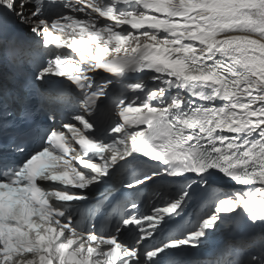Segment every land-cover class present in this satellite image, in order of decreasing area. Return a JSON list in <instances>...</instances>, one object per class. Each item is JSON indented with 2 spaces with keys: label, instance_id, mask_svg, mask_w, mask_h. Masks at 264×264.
I'll return each instance as SVG.
<instances>
[{
  "label": "snow or ice",
  "instance_id": "snow-or-ice-1",
  "mask_svg": "<svg viewBox=\"0 0 264 264\" xmlns=\"http://www.w3.org/2000/svg\"><path fill=\"white\" fill-rule=\"evenodd\" d=\"M175 2L158 28H116L124 0H0L7 62L26 29L25 84L51 93L37 126L0 89V264H206L193 254L231 218L264 229V0ZM124 25L164 43L126 48ZM125 73L143 75L114 89ZM239 264H264V242Z\"/></svg>",
  "mask_w": 264,
  "mask_h": 264
},
{
  "label": "bare ground",
  "instance_id": "bare-ground-1",
  "mask_svg": "<svg viewBox=\"0 0 264 264\" xmlns=\"http://www.w3.org/2000/svg\"><path fill=\"white\" fill-rule=\"evenodd\" d=\"M106 21V19H101L98 23H100V24H103L104 22ZM108 23H111V21H108ZM147 23L148 24H151V25H154V26H160L161 24H164V23H166L164 20H157V21H154V20H152V19H150V20H148L147 21ZM167 23H171V20H170V18H169V20L167 21ZM91 26V25H90ZM115 27L116 28H120V26H119V24L118 23H116L115 24ZM123 29L125 30V31H127L128 32V35L129 36H131L134 40H129L127 43H129V44H131V45H133V46H136L137 45V42H139V44L140 45H144V44H141L140 43V41H139V39H144V38H142V37H144V34L145 33H143V32H141L140 34H139V36H137L138 35V31H134V30H132V29H130V28H128V27H123ZM117 30H119V29H117ZM98 31H102L103 33H104V35H105V39H107V35H108V30L105 28V29H99ZM239 35H245L244 33H239ZM88 43H90V42H87V44ZM144 43L146 44V41H144ZM203 49H201V53H203ZM75 57H77L78 58V56L77 55H75ZM179 83H180V81H179Z\"/></svg>",
  "mask_w": 264,
  "mask_h": 264
},
{
  "label": "rangeland",
  "instance_id": "rangeland-1",
  "mask_svg": "<svg viewBox=\"0 0 264 264\" xmlns=\"http://www.w3.org/2000/svg\"><path fill=\"white\" fill-rule=\"evenodd\" d=\"M145 35H151L153 39H155L157 33L156 32H152L151 34H145ZM171 37V36H170ZM167 42H171V44L175 43L176 41L172 40L171 38H169L167 40ZM185 47H187V45H185Z\"/></svg>",
  "mask_w": 264,
  "mask_h": 264
}]
</instances>
